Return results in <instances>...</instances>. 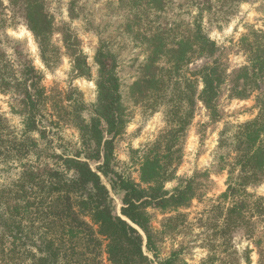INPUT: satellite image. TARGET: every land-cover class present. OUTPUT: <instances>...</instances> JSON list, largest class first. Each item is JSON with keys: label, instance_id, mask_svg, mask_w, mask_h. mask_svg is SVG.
<instances>
[{"label": "trees", "instance_id": "trees-1", "mask_svg": "<svg viewBox=\"0 0 264 264\" xmlns=\"http://www.w3.org/2000/svg\"><path fill=\"white\" fill-rule=\"evenodd\" d=\"M245 2L109 1L110 15L120 16L122 23L108 32L109 23L101 28L84 14L85 2L73 0L71 18H82L99 35L93 75L87 55L60 31L46 0H0V90L22 97L17 108L23 119L15 132L0 118V264H188L180 250L161 253L167 238L184 226V215L166 217L158 229L149 211L172 214L198 198L196 179L178 176L184 136L200 104L219 119L216 104L229 83L240 100L261 90L259 113L245 123L226 124L219 134L216 166L229 179L215 205L218 215L211 224L208 256L200 264H236L225 254L228 238L238 231L263 255L258 226L264 221V199L248 186L264 179V31L250 29L243 35L240 44L248 63L232 73L219 61L185 70L198 59L215 56L211 28L221 29ZM18 17L32 32L47 69L58 66L61 57L53 38L62 33L65 40L66 35L76 78L91 79L96 86L90 112L75 88L56 92L44 85L43 71L27 55L18 53L22 69H17L4 49L9 45L4 37ZM129 45L145 55L131 92L153 112L164 109L170 127L144 149L132 151L138 179L118 168L116 150L131 120L120 75L121 56ZM64 127L78 133L79 144L61 145L64 151L59 153L50 133ZM91 163L102 164L95 170ZM101 174L122 196L121 214L114 211ZM173 182L175 187L166 189Z\"/></svg>", "mask_w": 264, "mask_h": 264}, {"label": "rangeland", "instance_id": "rangeland-1", "mask_svg": "<svg viewBox=\"0 0 264 264\" xmlns=\"http://www.w3.org/2000/svg\"><path fill=\"white\" fill-rule=\"evenodd\" d=\"M72 1L46 0L60 31H66L70 36L71 44L78 51L87 55V62L92 69V74L95 75L97 67L94 57L99 45V35L94 30H88L82 22V18L77 20L71 18L68 7ZM109 1L116 0H81L82 3L85 2L84 14L87 17L90 16L94 23L99 24L101 28L109 23L108 32H112L119 28L122 20L120 16L110 15ZM8 14L10 15V13ZM229 18V22H224L221 29L210 27L211 39L216 42L218 48L215 56L198 59L185 69L187 73L214 61L223 63L228 69V73H232L248 63L247 55L242 50L240 40L250 29L264 31V0H247ZM20 19L18 17V21L12 24V28L5 31V35L8 37H4L9 40V45L6 44L4 49L8 51L17 69H22L18 55H27L34 66L43 71L45 75L44 85L53 88L56 92L75 88L82 93L83 100L90 112L96 100V86L91 79L76 78L75 57L66 47V35L65 40L62 33L56 34L53 38L54 44L61 50V57L58 66L51 70L47 69L40 59V53L32 32ZM15 51H17L16 54ZM144 56L143 50L133 45H129L121 56L120 75L123 82L124 100L131 120L125 135L117 140L118 168L133 172L136 179H138L139 172L138 166L135 165L136 157L132 151L144 149L146 145L155 142L162 133L170 128L164 109L161 108L153 112L139 100L137 101V97L131 92L133 83L140 77L137 67L143 61ZM260 86L264 91V82ZM260 92L261 90L252 94L248 99L240 100L234 97L231 83L223 86L216 104L219 116L217 121L212 118L211 112L205 106L200 104L197 107L193 122L184 136L183 159L178 169V176L186 179L195 178L199 183V196L188 209L182 211L172 214H164L157 209H150L149 211L152 215L153 224L158 229L162 228V223L166 217L178 214L185 217L184 226L179 227L176 233L168 237L162 245L161 253L164 256L170 255L172 251L180 250L182 252L181 258L188 264H200L203 259L207 258L209 252L206 245L213 235L211 224L215 223L216 215H218V212L215 211V205L218 197L227 190L229 179L228 172L220 171L216 166L215 156L219 134L226 124L239 125L258 115L257 95ZM21 98L14 92L5 93L0 90V118L7 127L15 132L22 128L23 119L17 108ZM51 136L53 138L55 136L52 146L58 148L59 153L64 151L59 148L61 145H68L71 141L79 144L78 133L71 128H57L50 133ZM101 164L91 163L95 170ZM7 176L5 174L4 177ZM101 177L110 189L114 211L121 214L122 196L112 191L108 180L102 174ZM175 185V182L168 183L166 189L172 190ZM248 191L264 199V179L248 186ZM258 229L264 247V221L258 226ZM223 239V237H219L216 240L223 243ZM227 248L225 255L230 260L233 259L236 264H264V252L260 256L254 242L244 236L242 231L231 234L230 239L228 238ZM233 250L236 253L230 257Z\"/></svg>", "mask_w": 264, "mask_h": 264}]
</instances>
